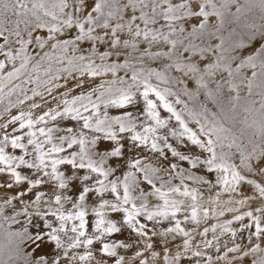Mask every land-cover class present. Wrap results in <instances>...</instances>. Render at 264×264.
Segmentation results:
<instances>
[{
    "label": "snow or ice",
    "instance_id": "obj_1",
    "mask_svg": "<svg viewBox=\"0 0 264 264\" xmlns=\"http://www.w3.org/2000/svg\"><path fill=\"white\" fill-rule=\"evenodd\" d=\"M0 264H264V0H0Z\"/></svg>",
    "mask_w": 264,
    "mask_h": 264
},
{
    "label": "rangeland",
    "instance_id": "obj_2",
    "mask_svg": "<svg viewBox=\"0 0 264 264\" xmlns=\"http://www.w3.org/2000/svg\"><path fill=\"white\" fill-rule=\"evenodd\" d=\"M230 199H232L234 201V200L237 199V197L232 196V197H230ZM224 201H225V198L221 197L219 204H210L207 199H199L196 203L198 204V206H201V207H210V208L211 207H215L217 209H221V208H225V207H234L235 206L234 204H232V205L226 204Z\"/></svg>",
    "mask_w": 264,
    "mask_h": 264
}]
</instances>
